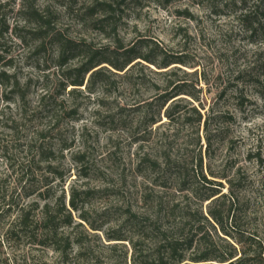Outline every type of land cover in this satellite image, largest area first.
Segmentation results:
<instances>
[{
	"label": "rangeland",
	"instance_id": "rangeland-1",
	"mask_svg": "<svg viewBox=\"0 0 264 264\" xmlns=\"http://www.w3.org/2000/svg\"><path fill=\"white\" fill-rule=\"evenodd\" d=\"M263 2L0 0V17L10 26L0 40L3 62L10 65L0 66V71L11 77V83H0V264L167 260L158 239L148 231L130 232L127 220L130 212H156L161 199L173 198L179 204L177 221L183 220L187 207H200L189 189L207 191L208 183L193 178L200 160L205 175L214 180L210 186L217 190V199L204 202L202 209L220 210L231 236L207 226L209 243L197 241L185 249L186 260L180 264L229 263L191 260L203 252L215 256L235 250L236 259L244 251H262L264 257V18L259 16L263 26L252 35L240 17L258 6L264 13ZM25 5L48 10L53 26L67 38L96 48L120 41L127 48L145 46L143 53L149 46L187 63L165 69L151 66L166 70L162 73L139 64L128 80L107 73V88L99 81L88 83L89 75L82 86H73L71 69L81 58L61 65L58 43L33 35L36 25L27 20ZM239 70H244L243 79H237ZM177 83L186 85L198 100L180 95L176 115L181 116L172 123L165 115L171 101L158 114L156 85L164 91ZM193 106L202 113L200 122ZM153 113L160 120L150 126ZM41 147L49 160L41 161ZM145 157L163 165L170 160L177 173L165 177L151 169L149 161L140 163ZM49 164L56 173L49 171ZM24 185L50 190L45 192L48 199L38 193L25 196ZM73 189L79 211L70 205ZM60 196L76 223L83 222V212L99 228L86 224L89 234L76 230L83 236L84 255L76 254L75 246L72 257L63 261L50 248H35L24 239L3 240L21 206L54 204ZM119 230L138 240L137 252L128 240H108L107 234Z\"/></svg>",
	"mask_w": 264,
	"mask_h": 264
},
{
	"label": "trees",
	"instance_id": "trees-1",
	"mask_svg": "<svg viewBox=\"0 0 264 264\" xmlns=\"http://www.w3.org/2000/svg\"><path fill=\"white\" fill-rule=\"evenodd\" d=\"M264 3V2H263ZM1 7V6H0ZM23 11L27 16L28 21H33L36 25L33 35L35 34L37 39H48L50 42L54 41L59 45L58 58L61 65H66L71 60L81 58L80 64L75 68L71 69L70 84L73 86H82L85 82V78L89 75L88 83L99 81L104 87L107 88L106 79L107 73L123 77L128 80L130 78L133 69L137 65H144L150 71L156 73H162L165 71H156L153 68L165 69L170 67L174 63L185 65L187 62L181 57L170 58L165 53L157 54V51L149 46H146L147 52L143 53L138 46H132L127 48L123 43L118 41L115 46H105L102 48H96L86 42H79L71 38L63 36L59 30L52 24L51 17L48 10L37 11L33 6H24ZM1 13V12H0ZM261 15V16H260ZM263 15V17H262ZM264 18L262 7L258 6L253 11H247L242 13L240 17L243 18L246 29L254 35L258 29L263 26L261 18ZM10 30V26L6 23L5 17L1 14L0 17V40L4 37L5 33ZM44 44L40 45L43 46ZM162 58H157V56ZM158 56V57H159ZM4 54L2 47L0 46V66L10 65L9 63L3 62ZM144 62H147L145 64ZM151 66H154L153 68ZM123 72V73H120ZM244 70H239L237 79H243ZM0 83L8 84L11 83V77L8 76L5 71H0ZM15 85L18 86L19 82L14 81ZM184 84L169 85L164 91L161 90L160 86L156 85V89L159 91L155 96V99H160L161 103L159 106L158 114L161 110L171 101L169 106L165 110V115L169 120L174 123L176 117L181 115L177 101L182 99L180 95L185 94L191 97L198 98L189 90H187ZM77 89V88H74ZM90 89V87H89ZM74 91H72L73 93ZM192 110L197 114V121L202 120V113L195 107ZM156 114L151 115L148 125L152 126L156 124L160 119L156 118ZM144 116V120H145ZM208 118L206 120V123ZM40 159L41 161H47L51 156L47 155V152L41 147ZM43 156V159L41 158ZM143 160V161H142ZM140 163L150 162V166L155 172H162L165 177H170L177 173V165L174 162L167 160L163 165L158 159L143 158ZM141 165V164H140ZM49 171L55 172V168L51 164L47 166ZM82 167V165H81ZM175 171V172H173ZM160 174V173H159ZM60 177H63L62 174ZM193 178L198 182L208 183L206 192L199 194L194 188H189L192 196L198 199L200 207L196 210L191 211L189 207L188 212L182 216V221H177V211L180 209L179 204L175 199L170 200L161 199L158 202V210L149 214L133 213L130 212L127 222H130L129 231L138 233L139 231H148L152 236L156 237L160 242V247L167 251V260L160 259L158 264H180L186 260L184 253L185 249H191L195 242L208 244L211 238L210 230L206 227L210 226L213 229L219 227L221 231L228 236L231 233L227 230V225L224 222L223 214L216 208L209 207L207 213H204L202 209L204 202L211 200L212 203L216 198L217 190L213 186L214 180L209 179L203 172L202 160L195 164L193 167ZM48 181V178H46ZM30 187V186H29ZM33 187V186H32ZM28 186H22L25 189V196H31L34 193L42 199H48V195L45 192L50 190L42 191L35 188L27 189ZM85 193V192H84ZM76 189L71 192L70 205L75 211L81 210L76 202ZM9 209L12 208V203H8ZM80 218L83 222L76 223L72 210H70L65 203L64 197L60 196L57 198L54 204L46 202L44 206L40 207L38 203H32L27 206H21L18 209V213L15 219L11 222L7 228L3 240L7 241H21L26 240L30 245L35 248H50L54 253H57L63 261L72 257L75 246L78 248L76 254L84 255L86 253V247L84 245L83 236L79 237L77 231L79 228H83L82 233L89 234V229L85 227L89 224V227L94 230H99L98 226L90 224L88 217L85 213L81 212ZM85 222V223H84ZM197 225V226H195ZM72 228L71 231H65L66 228ZM135 231V232H134ZM86 237V236H85ZM108 240H128L132 243L133 249L137 252L138 240H135L134 236L125 235L122 230L107 234ZM225 239V238H224ZM229 246L231 244L228 243ZM251 253V255H250ZM235 250L229 252H222L218 255L212 256L208 252H203L195 255L191 260L194 262H203L209 260H216L219 262H229L228 264H264V257L262 251L258 254L254 252L244 251L241 257L236 258ZM258 263H254L257 261ZM134 264H140L134 259Z\"/></svg>",
	"mask_w": 264,
	"mask_h": 264
}]
</instances>
